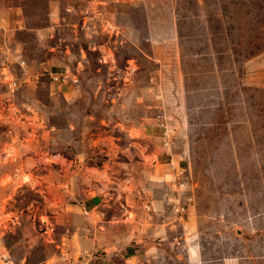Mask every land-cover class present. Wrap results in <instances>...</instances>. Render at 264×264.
<instances>
[{"label":"rangeland","instance_id":"rangeland-1","mask_svg":"<svg viewBox=\"0 0 264 264\" xmlns=\"http://www.w3.org/2000/svg\"><path fill=\"white\" fill-rule=\"evenodd\" d=\"M0 264H264V0H0Z\"/></svg>","mask_w":264,"mask_h":264}]
</instances>
